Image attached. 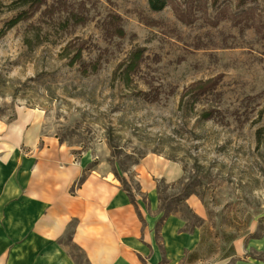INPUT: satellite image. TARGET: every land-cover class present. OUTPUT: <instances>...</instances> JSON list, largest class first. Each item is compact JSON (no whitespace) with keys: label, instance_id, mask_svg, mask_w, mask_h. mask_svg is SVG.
Here are the masks:
<instances>
[{"label":"rangeland","instance_id":"rangeland-1","mask_svg":"<svg viewBox=\"0 0 264 264\" xmlns=\"http://www.w3.org/2000/svg\"><path fill=\"white\" fill-rule=\"evenodd\" d=\"M167 1L0 0V155L109 172L158 264H264V0Z\"/></svg>","mask_w":264,"mask_h":264},{"label":"crops","instance_id":"crops-1","mask_svg":"<svg viewBox=\"0 0 264 264\" xmlns=\"http://www.w3.org/2000/svg\"><path fill=\"white\" fill-rule=\"evenodd\" d=\"M6 153L0 155V264H81L64 246L70 232L85 264H158L152 255L159 217L151 214L144 225L140 210L109 172H86L84 165L63 169L46 161L22 164ZM193 203L202 214V204ZM182 226L173 217L164 224L168 252L171 236Z\"/></svg>","mask_w":264,"mask_h":264},{"label":"trees","instance_id":"trees-1","mask_svg":"<svg viewBox=\"0 0 264 264\" xmlns=\"http://www.w3.org/2000/svg\"><path fill=\"white\" fill-rule=\"evenodd\" d=\"M45 3V0H34V5H37V9H39L43 4ZM150 8L153 11H161L164 10L168 6L167 0H149ZM25 17H19L11 22V27L15 26L18 22H20ZM188 23V21H186ZM144 50H138L132 53V56H130V59L128 60L127 65L124 67V74L126 77L123 78V81L126 83L129 82V78L140 71V67L142 64L146 61L144 57ZM214 82H209L206 84L202 91V94L211 92L215 90L216 84Z\"/></svg>","mask_w":264,"mask_h":264}]
</instances>
